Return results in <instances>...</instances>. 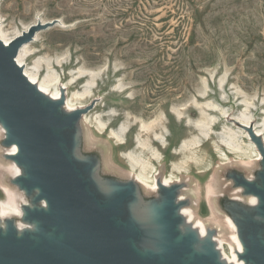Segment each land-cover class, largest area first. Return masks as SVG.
Masks as SVG:
<instances>
[{"label": "rangeland", "instance_id": "374dc122", "mask_svg": "<svg viewBox=\"0 0 264 264\" xmlns=\"http://www.w3.org/2000/svg\"><path fill=\"white\" fill-rule=\"evenodd\" d=\"M38 24L47 27L27 43L24 63L39 83L57 84L65 98L76 94L104 125L99 132L81 122L76 150L97 161L102 193L144 167L190 176L195 186L186 196L231 253L225 216L236 221L254 209L233 202L224 171L258 177L260 168L241 120L264 141V0H0L7 37ZM4 140L0 127V211L18 190L10 181L23 174L3 159ZM216 176L222 186L211 191ZM139 187L133 213L142 222L159 198Z\"/></svg>", "mask_w": 264, "mask_h": 264}, {"label": "water", "instance_id": "95a60500", "mask_svg": "<svg viewBox=\"0 0 264 264\" xmlns=\"http://www.w3.org/2000/svg\"><path fill=\"white\" fill-rule=\"evenodd\" d=\"M47 25H33L8 46L0 39V123L4 146L17 145L11 158L23 174L16 179L33 202L25 206L24 220L36 225L21 235L13 221L0 228V264H228L221 259L213 232L203 239L184 223L178 187L160 185L161 203H154L139 221L133 208L140 199L135 180L112 182L102 193L94 177L97 161L80 159V122L86 109L66 113L33 84L18 64L23 45ZM242 126V124H241ZM244 127V126H243ZM263 157L260 184L234 176L247 193L259 197L254 213L242 211L236 223L245 247L246 264H264V142L253 127H244ZM10 158V157H9Z\"/></svg>", "mask_w": 264, "mask_h": 264}, {"label": "bare ground", "instance_id": "6f19581e", "mask_svg": "<svg viewBox=\"0 0 264 264\" xmlns=\"http://www.w3.org/2000/svg\"><path fill=\"white\" fill-rule=\"evenodd\" d=\"M28 30H29V28L26 29L25 31L19 33L15 37H7L4 34L3 27H2L0 29V39L5 43L6 46H8L12 43V41L14 39H16L19 36H22L23 33L28 32ZM27 49H28L27 44L22 46V48L20 49L19 55L17 57V62L24 69V73L28 77V79L33 84L38 86L39 90L45 96H47L49 99H51L52 101H61V99H63V97H64L65 102H63L61 105L62 111L66 112V113H73L75 111L83 110L86 107V106H84L85 101H82V99L76 98L75 97L76 94L74 95L73 92L71 93L70 96L67 94V96L65 98L63 88L56 87L57 84L55 85L54 88H51L53 86L49 87V85H47L45 83H39L37 73L34 72L31 68L27 69L26 64L24 63L26 61L25 56L27 55V51H28ZM28 57L29 56H27V58ZM67 83H69V82H67ZM246 112H248V111H246ZM93 115L94 114H92V116L83 114L80 122H78V126L80 125L81 122H85V123L91 124L99 132H103L104 131V125L103 124H100V125L96 124L93 120ZM246 115H247V113H246ZM251 115H252V113H251ZM241 124H242V126H241ZM239 126H240V131H242L243 133L248 135L251 142L254 145H256L253 142L249 132L244 128V127H253L251 122L249 120H247V121L241 120ZM0 127L3 129V131L5 132V135H6L7 131L1 123H0ZM212 131H213V127H212ZM80 132H81V129H80ZM254 132H255L256 136L262 138L263 132L261 130H257L256 128H254ZM200 133H202V130ZM224 143L229 144V143H226L225 140H224ZM256 147H257V145H256ZM5 148H6L5 152H7L6 157L3 158L5 160V162H13L15 166H18L17 163L13 159H11V158L15 157L16 155H18V152H19L18 146L14 144L12 146L5 147ZM257 150H258V159H256L255 161H259V163H260V168H259V171L257 173L259 175V173L263 170V157H262V154L260 153L258 147H257ZM130 162H131V160H130ZM230 163H232V160ZM226 166H230L229 163ZM175 169H177V168H175ZM152 170H153V168H152ZM154 170H155V172L151 173V171L150 172L146 171L145 167H144L143 169H140L138 172H136L134 180L139 184V186H144L146 188H149L154 194H156L159 198V200H158L159 205L161 203V193H160V185L161 184L164 185L165 187H169V188L173 187V186L178 187V202H186L187 203L179 211L180 215L184 219V223L181 224V226H180L181 231L183 233H185L187 226H191L193 229H196L197 231H199L201 239L206 237L209 232H213V241H215L217 249L221 253V259L222 260L226 261L228 264H246L245 260L240 258V254L245 253V247H244V245H243V243L239 237V228H238V225L235 222V220L230 215L225 216L227 219L228 225L233 230V232L231 234V239L235 244V246L231 245V253H228V252H226V249L224 247L223 240L221 239L220 235L217 233V230L215 231L214 225L209 223L207 220L203 221L202 219H200L197 216L196 211L198 210V206H197L196 201L192 200V199H190V197L186 196V192H192V190L195 186L194 185L195 180L193 181L192 177L187 176L185 174H181L180 176H177V177H175L174 175L172 177H167L166 174H162V172L163 173L165 172V168L163 165H161V168H159V169L154 168ZM226 170L224 171V176H223V178L226 179V183L224 185L232 186V192L234 193L233 198H232L233 202H236L240 206H247V207H249V209L257 208L260 205L259 197L252 194V193H247L245 187L240 186L236 183V180L234 178L236 173H234L235 172L234 170H231L227 173H226ZM5 171H6V168L3 172H5ZM179 171H181V170H179ZM231 172H233V174L228 175ZM150 174H151V176H150ZM236 175L244 176L249 181H254V182H257L260 184L258 177H256L255 175H251V176L243 175V174H236ZM18 177L19 176H16L14 178V180H12V182L10 181L11 185L14 188L17 187L18 190L16 191L15 194H13L12 191H9V194L11 196L9 203L8 204L7 203L2 204L3 208L0 211V228H2L4 231H6L7 226H8V222L13 221L15 223V228L17 229L18 233L21 235L25 231L34 232L36 229L35 224L24 220V217H25L24 207L29 206L32 209H34V208H46L47 205H46L45 201H42L38 204H35L33 202V200L30 199L27 192L25 190L21 189L19 187V185H17L16 179ZM220 186H222L221 180L219 179L218 176L214 177V180L211 181V183H210V190L211 191L220 190V188H221ZM247 212H250V210H248ZM255 218L258 221H261V222L264 221V219L262 217L256 216ZM218 232L220 233L219 229H218Z\"/></svg>", "mask_w": 264, "mask_h": 264}]
</instances>
